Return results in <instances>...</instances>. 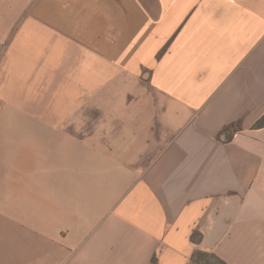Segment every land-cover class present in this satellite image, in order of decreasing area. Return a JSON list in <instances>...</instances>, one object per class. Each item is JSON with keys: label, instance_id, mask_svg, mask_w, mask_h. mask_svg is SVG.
Instances as JSON below:
<instances>
[{"label": "crops", "instance_id": "1", "mask_svg": "<svg viewBox=\"0 0 264 264\" xmlns=\"http://www.w3.org/2000/svg\"><path fill=\"white\" fill-rule=\"evenodd\" d=\"M263 116L264 0H0V264H264Z\"/></svg>", "mask_w": 264, "mask_h": 264}, {"label": "trees", "instance_id": "2", "mask_svg": "<svg viewBox=\"0 0 264 264\" xmlns=\"http://www.w3.org/2000/svg\"><path fill=\"white\" fill-rule=\"evenodd\" d=\"M233 126H234V124H233ZM230 127L231 126H227L224 130L229 129ZM255 127L256 128L264 127V116L256 122ZM231 136L228 138H231ZM192 238L196 242L200 241L202 239V234L200 232L196 231V232H194ZM152 264H158L157 258L154 257ZM189 264H228V263L225 262L224 260H222L221 258H219L214 253H210V252L203 251V250H195V252L193 253V255L191 257Z\"/></svg>", "mask_w": 264, "mask_h": 264}]
</instances>
